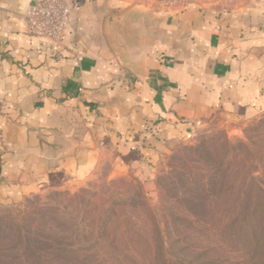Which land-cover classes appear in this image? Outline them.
<instances>
[{
  "label": "crops",
  "instance_id": "0c3cea01",
  "mask_svg": "<svg viewBox=\"0 0 264 264\" xmlns=\"http://www.w3.org/2000/svg\"><path fill=\"white\" fill-rule=\"evenodd\" d=\"M34 1L0 0L2 199L145 176L215 118L264 114V0H64L60 45L29 33Z\"/></svg>",
  "mask_w": 264,
  "mask_h": 264
},
{
  "label": "rangeland",
  "instance_id": "374dc122",
  "mask_svg": "<svg viewBox=\"0 0 264 264\" xmlns=\"http://www.w3.org/2000/svg\"><path fill=\"white\" fill-rule=\"evenodd\" d=\"M0 264H264V114L215 118L145 176L0 198Z\"/></svg>",
  "mask_w": 264,
  "mask_h": 264
},
{
  "label": "built area",
  "instance_id": "2783aa9c",
  "mask_svg": "<svg viewBox=\"0 0 264 264\" xmlns=\"http://www.w3.org/2000/svg\"><path fill=\"white\" fill-rule=\"evenodd\" d=\"M171 5L200 3L203 0H158ZM213 2V0H207ZM72 5L64 0H35L24 16L29 33L37 38L48 40L53 45H60L70 22Z\"/></svg>",
  "mask_w": 264,
  "mask_h": 264
},
{
  "label": "water",
  "instance_id": "95a60500",
  "mask_svg": "<svg viewBox=\"0 0 264 264\" xmlns=\"http://www.w3.org/2000/svg\"><path fill=\"white\" fill-rule=\"evenodd\" d=\"M124 19H125V17H121V16H110V17H108L106 20V29L110 30L113 27V25L122 24Z\"/></svg>",
  "mask_w": 264,
  "mask_h": 264
},
{
  "label": "trees",
  "instance_id": "16d2710c",
  "mask_svg": "<svg viewBox=\"0 0 264 264\" xmlns=\"http://www.w3.org/2000/svg\"><path fill=\"white\" fill-rule=\"evenodd\" d=\"M159 251H160V250H159ZM158 256L161 257V254L159 255V252H158ZM159 257H158V258H159ZM161 259H162V258H161Z\"/></svg>",
  "mask_w": 264,
  "mask_h": 264
}]
</instances>
